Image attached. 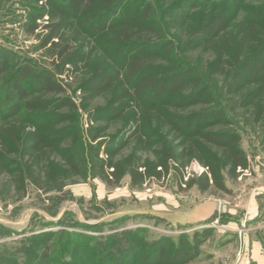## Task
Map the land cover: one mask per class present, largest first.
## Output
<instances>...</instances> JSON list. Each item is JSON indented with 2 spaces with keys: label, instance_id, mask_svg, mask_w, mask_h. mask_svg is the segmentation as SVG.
Listing matches in <instances>:
<instances>
[{
  "label": "rangeland",
  "instance_id": "374dc122",
  "mask_svg": "<svg viewBox=\"0 0 264 264\" xmlns=\"http://www.w3.org/2000/svg\"><path fill=\"white\" fill-rule=\"evenodd\" d=\"M53 1L61 4V0ZM147 7L151 9L149 18L139 21L160 24L166 46L134 51L129 57L145 55L146 63L176 69L185 63L201 74L209 86L208 95L170 109L179 113L197 109L217 112L219 120L205 129L233 130L247 156L248 168H238L234 176L224 169L227 192L213 185L200 191L197 184L190 183L207 170L194 157L184 167L170 166L159 179L145 177L132 184L125 174L118 182L115 177L107 182L102 174L109 161L106 142L125 124L126 114L111 117L106 112L119 104L114 103L113 89L92 94L81 84L103 58L104 44H95L89 62L78 69L69 62L60 65L50 54L49 45L42 46L48 33L44 26L55 15L51 2L0 0V59L6 60L11 71L30 65L41 73L53 72L62 80L60 95L68 97L73 108L66 104L51 110L76 115L74 121L53 124L71 127L56 147L31 157L12 154L18 163L0 174V264H140L154 241L165 237L176 244L182 233L189 236L193 230L203 229H210L211 234L200 245L199 255L187 264H229L226 261L234 260L245 247L251 251L252 239L260 242L264 253V116L259 118L255 103L244 100L252 84L228 93L225 80L229 67H212L215 53L209 46L186 45L193 25L213 7L226 10L230 31L242 27L264 37V0H124L108 16L113 27L103 37L112 36L126 16L132 18L130 25L147 16L142 15ZM39 13L43 16L31 32L33 17ZM107 56L109 66L121 62L117 53ZM190 87L186 84L182 94L192 90ZM173 99L163 95L158 101L171 103ZM260 101L264 108V97ZM98 108L108 118L94 119L91 115ZM157 149L143 147L136 136L119 148L112 163L125 164L137 156L150 167L158 159ZM29 160L34 166L27 167ZM205 200L217 202L215 214L205 221L185 223L191 209ZM170 248L166 246V251Z\"/></svg>",
  "mask_w": 264,
  "mask_h": 264
},
{
  "label": "trees",
  "instance_id": "16d2710c",
  "mask_svg": "<svg viewBox=\"0 0 264 264\" xmlns=\"http://www.w3.org/2000/svg\"><path fill=\"white\" fill-rule=\"evenodd\" d=\"M49 1L55 15L51 23L44 26L48 33L42 46L49 45L50 54L58 64L69 62L78 69L89 62L93 46L103 43V58L100 57L101 60L89 70L90 76L81 84L92 94L113 89L114 103L119 104L106 108V112L111 117L126 114L125 124L106 142L105 152L109 161L102 170L104 179L111 182L110 178L115 177L118 182L125 174L129 175L132 184L141 183L145 177L159 179L170 166L184 167L194 157L207 170L190 183L197 184L200 191L213 185L227 192L224 169L229 176H234L238 168L247 169L249 166L239 145V136L233 130L205 129L219 120L217 112L197 109L179 113L170 109L198 102L209 92L202 75L185 63L176 69L146 63L148 58L145 55L129 57L134 51L166 46L167 39L162 37L160 24L139 21L147 20L151 9H144L142 15H148L136 19L132 25V18L124 17L112 36L103 37L113 27L108 16L114 14L124 0H61V4ZM42 16L39 13L33 17L35 23L30 27L31 32L38 27L36 20ZM229 21L224 8L213 7L208 13H202L190 31L186 45L191 48L209 46L215 53L212 67H229L225 80L228 93L238 92L252 84L244 100L255 103L256 113H261L259 118H262L264 37L260 38L251 29L242 27L230 31ZM112 53H117L121 62L109 66L106 57ZM162 73L164 76H156ZM186 84L191 85L192 90L182 94L181 89ZM62 92V80L53 72L41 73L30 65L11 71L6 60L0 59V174L17 162L12 154L37 155L43 149L56 147L61 137L70 133L69 126L53 125L76 118L75 113L51 110L53 106L66 104L73 108L69 98L60 95ZM163 95L174 99L171 103L159 102L158 98L162 99ZM91 116L96 120L108 118L101 108ZM136 136L143 147L157 146V161L149 167L136 156L126 160L125 164L112 163L119 148ZM32 164L34 166L30 160L26 163L27 167ZM210 234V229L193 230L189 236L182 233L176 244H170L169 239L162 237L149 245L140 264H187L199 255L200 245ZM168 245L171 248L166 251Z\"/></svg>",
  "mask_w": 264,
  "mask_h": 264
},
{
  "label": "crops",
  "instance_id": "0c3cea01",
  "mask_svg": "<svg viewBox=\"0 0 264 264\" xmlns=\"http://www.w3.org/2000/svg\"><path fill=\"white\" fill-rule=\"evenodd\" d=\"M218 204L215 200H205L196 204L189 212L188 219L185 223H195L201 219L212 217L217 211ZM202 220V221H205ZM250 240V239H249ZM247 243V242H246ZM247 247L241 250L234 260L226 261L229 264H264V253L261 251L260 242L251 240V251L248 253Z\"/></svg>",
  "mask_w": 264,
  "mask_h": 264
},
{
  "label": "water",
  "instance_id": "95a60500",
  "mask_svg": "<svg viewBox=\"0 0 264 264\" xmlns=\"http://www.w3.org/2000/svg\"><path fill=\"white\" fill-rule=\"evenodd\" d=\"M202 220H205V219H201V221H202ZM201 221H195V223H198V222H201Z\"/></svg>",
  "mask_w": 264,
  "mask_h": 264
}]
</instances>
